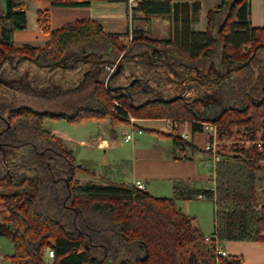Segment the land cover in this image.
Instances as JSON below:
<instances>
[{
  "label": "trees",
  "instance_id": "16d2710c",
  "mask_svg": "<svg viewBox=\"0 0 264 264\" xmlns=\"http://www.w3.org/2000/svg\"><path fill=\"white\" fill-rule=\"evenodd\" d=\"M33 1L4 0L0 11V63L7 60L9 64V58H13L15 64L23 56L41 64L59 62L63 57L77 61L85 55L117 61L129 54L142 59L151 53L149 62L159 58L174 68V79L181 81L189 67L219 77L227 69L245 64L256 47L264 45V28H254L250 21V0H221L208 13L205 31L193 27L201 10L197 2L141 0L133 12L167 17L168 39L146 37L135 30L132 41L124 45L120 44L122 35H106L100 25L89 22L53 31L50 11L42 10L37 14V24L49 36L46 46L18 48L13 34L26 29V13ZM44 1L57 7H85L92 1L126 2ZM75 46H81V52L69 53ZM124 59L121 72L108 86L111 66L95 76L91 71L75 90V83L70 81L50 94L45 93V81L39 73L14 76L21 81H12L13 76L7 72L10 68H3L8 85L0 83V215L7 223L0 226V236L13 243L15 252L9 259L12 264H45V254L52 249L53 264H242V256H218L216 248L226 242H264V75L253 76L257 57L221 81L216 89V110L222 109L213 113L196 98L189 102L181 98L145 102L143 94L149 91L142 92V85L156 84L158 90L159 84L167 99L171 93L166 94L164 87L172 81L164 73L158 77L149 62ZM28 64L31 61L21 62L19 69L25 72ZM130 67L136 80L129 89L110 92V88L125 87ZM95 68L88 65L87 69ZM114 80L117 83H112ZM34 97L58 99L63 111L37 112L25 106ZM130 117L186 121L191 123L192 134L202 133L203 123H212L218 126L220 138L233 136L234 126H245L251 131L249 140L256 145L239 147L234 155H221L222 160L215 164L213 188L175 180L172 196L157 198L134 185L78 183L77 175L86 169L77 163L66 142L45 127L47 119L71 123L107 120L114 129L129 124ZM112 133L115 135V131ZM168 137L174 146V160H189L201 151L183 140L177 128ZM197 199L214 203L210 241L194 219L178 207L181 202Z\"/></svg>",
  "mask_w": 264,
  "mask_h": 264
},
{
  "label": "crops",
  "instance_id": "0c3cea01",
  "mask_svg": "<svg viewBox=\"0 0 264 264\" xmlns=\"http://www.w3.org/2000/svg\"><path fill=\"white\" fill-rule=\"evenodd\" d=\"M173 1L199 3L201 6L199 14L206 20L208 13L215 10L221 3V0ZM3 8L4 0H0V11H2ZM42 10L50 11L51 26L53 31L60 30L69 24L89 22L100 25L102 27L103 33L106 35H122L123 38H126L127 36L125 35H127V33L130 34V32L133 30L132 28L134 27V21L130 18V11L127 1L114 3L92 1L88 6L85 7H57L51 6L47 1L36 0L30 2L28 5V10L26 13V29L23 31H16L13 34V42L16 47L21 48L27 46L41 49L46 46L47 42L49 41V36L46 35L37 24V14ZM250 10V21L252 26L254 28H264V0H250ZM136 120L137 122L135 124V129H141L143 133H134V139L130 142H125L124 139L126 135H123V141L115 140L118 137L117 135L113 140L110 141L106 138H102L103 135H101L100 132H95L94 136H91L90 140L91 144H93L91 146H94L97 151L103 152L105 157H108L109 154H111L112 157H114V154H122L121 156H115V159L119 161L115 164L122 174V180L114 182L111 180L113 179V176H107V172L112 174L114 173L109 166L111 163L108 160L105 159L101 165V168L103 166V171H99L97 173L94 169V165L92 164L95 162L91 161V159H84L82 156H78L79 158H82L81 163L78 164L80 167H82V169L86 170L84 174H78V178L79 176L83 177L84 183L93 182L98 184L102 182H114L118 184L134 185L135 182L140 181L144 183L146 191L153 197L157 198L158 193H168L169 191H173V182L175 180H190L196 182L197 184L208 180L212 183L211 187L209 188L214 187V174L213 176H206L203 173L204 169L200 162L204 160V158L201 157L203 153H197L189 160L182 161L173 159L174 146L168 135L173 131L175 124H177L176 122L164 119ZM96 121L106 122V125L102 127L108 129L109 121ZM96 121L84 120L82 123L90 122L94 124ZM145 123H148L149 125L144 126L143 124ZM127 126L129 127L130 125L127 124ZM190 132L186 131L185 134H187L189 138L190 136L194 137L195 134H192V131ZM180 134H182V132H180ZM60 138L66 142V145L73 151L75 157L73 142L69 143L71 138L63 135ZM189 138L185 141L189 142ZM205 143L207 145L209 143V139ZM193 144L195 145V143ZM78 145L83 146L84 148H89L85 141H81ZM198 148L202 151L205 150L201 147ZM204 152L206 153V150ZM79 155H82L81 151H79ZM209 157L213 161L211 154ZM75 159L77 161L76 157ZM205 166V169L209 168L208 165ZM214 170L215 163L213 166V172ZM165 185L168 187H164ZM181 203H184V206L182 207L178 204L179 209L188 216L192 217L194 219L195 225L200 228V226L197 224L196 218H194L188 210L189 203ZM200 229L203 232L202 228ZM222 247L228 255L242 256L245 264H264V242H226L222 245ZM243 253H248V256ZM10 256L11 255H7L5 257L0 256V264H12L11 260L9 259ZM7 260H9V263H7Z\"/></svg>",
  "mask_w": 264,
  "mask_h": 264
},
{
  "label": "rangeland",
  "instance_id": "374dc122",
  "mask_svg": "<svg viewBox=\"0 0 264 264\" xmlns=\"http://www.w3.org/2000/svg\"><path fill=\"white\" fill-rule=\"evenodd\" d=\"M227 14V12H226ZM225 16V12L223 13V16ZM131 20L134 21V27L132 28V32L135 33V30H141L142 34L146 37L154 38V39H168L169 38V31H170V24L165 16H145L142 13H135L132 11L130 14ZM196 21L194 23V30L196 31H205L207 27V20L201 16L200 14L195 18ZM137 25V26H136ZM142 28V29H140ZM141 33V32H140ZM69 53L74 52H81V46H75L73 47V50H68ZM245 52V51H244ZM258 62L254 64V74L255 77L257 73H261L264 75V67L260 68L258 65L259 62L264 65V49L259 50L256 55ZM30 65V64H28ZM90 65V64H88ZM88 65L86 68H88ZM143 66H140L139 69H141ZM33 70H35L33 68ZM236 73L238 71H233L231 73ZM230 73V74H231ZM229 74V75H230ZM244 73H240V76H244ZM112 83H117V80H114ZM90 95L89 93H87ZM60 99V98H59ZM64 100H69L68 97L64 98ZM63 99L61 103H63ZM77 103H75L76 105ZM25 106L31 108L32 110H35L37 112H46V111H63L61 109L60 100L52 98V99H43V98H37L34 97L32 99H29ZM70 112V111H68ZM135 119V118H134ZM96 121V120H95ZM99 122V123H98ZM96 121L93 123L87 122V123H71L66 120L61 119H47L45 121V127L48 130H51L54 134H58V136H67L71 138V141L69 143L73 142V147L75 151V157L77 158V163H81L82 158H79L78 156H82L84 159L87 160L91 159V161H94L95 163H92L94 165L95 171L98 173L99 171H103V166L101 168L102 163L104 160H108L111 164L109 165L111 169L113 170V174L110 172H107V176H113L114 182H118L122 180V174L119 170V168L116 166L115 163L119 162L117 159H115V156H121L122 154H114V157L111 156V154L108 155V157H105L103 152L97 151L94 146H91L90 140L91 136H94V133L100 132L101 135H103L102 138H106L108 140H113L116 135L118 136L115 140H121L123 141V135L132 134V129L125 124H119L114 129H112V126L109 123L108 129H106L105 126L106 122L103 121ZM137 122V120H136ZM144 126H148V123L143 124ZM177 125L180 129V132L185 133L186 131H191V123L182 121L177 122ZM110 127V128H109ZM218 127V126H217ZM112 130L115 131V136H113ZM125 131V132H124ZM233 136L228 137L224 136L220 138L219 134L217 136L218 143H217V150L222 155H234V150H237L239 147L245 146L246 148H249L251 146L256 145L255 141H250L249 137L247 135L250 134L251 131L247 130L245 126H234L232 129ZM105 133V134H104ZM191 133V132H190ZM260 133V132H259ZM190 136V135H189ZM210 136V138H209ZM260 136V134L258 135ZM212 137V134H209L205 131L199 134H195V136L189 138V142L195 143L196 146L201 147L202 149H205L206 141H210ZM81 141H85L89 148H84L83 146L78 145ZM194 141V142H193ZM79 151H81L82 155H79ZM205 151V150H204ZM204 151H200L199 153H203L201 157L204 158L201 162V165L203 167V173L206 176H213V166L214 162L210 159L209 153H205ZM83 163V162H82ZM85 164V163H83ZM208 165L209 168L205 169ZM110 171V170H109ZM79 174H84L83 172H80ZM109 178V177H108ZM78 183H84L83 177L77 176ZM98 181V180H97ZM93 183V182H92ZM211 181H203L202 183L198 184V187L202 188H209L211 187ZM200 185V186H199ZM165 185L164 187H166ZM168 187V186H167ZM3 192H7V190H2ZM173 191H169L168 193H158V197H171ZM189 203V211L191 215L196 218L198 226L202 228L203 233L206 237H210L214 232V204L212 201L209 200H193ZM180 206H184V203H179ZM183 209V208H182ZM7 223L5 216L0 215V226L5 225ZM233 243V242H231ZM237 243V242H234ZM15 252L13 243L5 236H0V256H7V255H13ZM246 256H248V253H243ZM54 258H48V256L45 254L44 261L45 264H53ZM7 263H9V260H7ZM242 264H245V261L243 260Z\"/></svg>",
  "mask_w": 264,
  "mask_h": 264
},
{
  "label": "flooded vegetation",
  "instance_id": "af4514ba",
  "mask_svg": "<svg viewBox=\"0 0 264 264\" xmlns=\"http://www.w3.org/2000/svg\"><path fill=\"white\" fill-rule=\"evenodd\" d=\"M150 58L151 53L149 56L146 55V58L142 59H138L136 55L129 54L125 57L124 60L125 62H139L143 60L144 63H147L149 62L148 59ZM75 61L76 60L71 61L68 60L66 57H63L59 61L61 63V66H56L57 62L41 64L39 62L34 63L33 61H31V64L26 66L27 70L23 72L19 69L20 64L16 65V62L15 64L14 62L13 64H6L7 60H5L2 67L0 68V83L2 85H8L7 80L3 79L4 72L7 68H10V70L7 69V72H10L9 74L13 76V78L11 79L12 81H21V77L14 79V76H21L22 74V76L32 77L39 73L40 77H43L45 81V93L47 94L49 92L48 94H50L51 91L58 90L60 86H63L66 82L70 81L75 83L73 87V89L75 90L81 84V81L83 80L84 76L89 74L91 71H94L93 75L95 76L98 72H104L106 68L105 65H95L96 68L94 70H86L84 69V66H80L82 62L77 63L78 60L76 62ZM38 64H41V66H39ZM149 65L153 67V70L158 74V77H161L162 73H164L170 79V81H172V84L166 82L167 84L164 87L165 89H167L166 94L171 93V97L166 99L167 95L164 96V94L160 92L159 84L157 90L156 84H153L152 86L146 83L145 85L141 86L142 92L149 91L148 94H143V100L145 102L154 100L171 101L178 98L185 100V102H189L191 101V99L196 98L203 101V106L205 107V109L208 110V112L213 113L214 111H221L222 106L218 107V110H216V104H218V99H216V89L223 79L220 80L218 76L212 77L206 70H201L197 67H189V73L186 75V77L181 81H178L176 80V78L174 79L176 75L175 72H173L174 68L167 63L161 62L159 58H157L155 62H149ZM3 68H5V70H3ZM33 68L35 70H33ZM128 70L129 72H127V78L125 80L126 84H123L125 85L126 90L129 89L128 87L132 84L133 81L136 80V78L133 77L132 68L130 67ZM220 75L222 74H219V76ZM193 83L202 85V87H195L194 85H191ZM147 87L149 89H147ZM59 92L61 91L59 90ZM131 100L133 101L132 98Z\"/></svg>",
  "mask_w": 264,
  "mask_h": 264
},
{
  "label": "built area",
  "instance_id": "2783aa9c",
  "mask_svg": "<svg viewBox=\"0 0 264 264\" xmlns=\"http://www.w3.org/2000/svg\"><path fill=\"white\" fill-rule=\"evenodd\" d=\"M128 7H129V11L130 14L133 11V8L137 7V5L140 3L141 0H126ZM132 32H130V34L126 37V38H122L120 40V44H124L127 45L132 41ZM115 66L108 68V70L110 71V73L112 74L115 71ZM135 124H136V119H134L133 117H130V125L132 128V134H127L125 136V142H130L134 139V133L137 134H142L143 131L141 129L136 130L135 129ZM203 131L212 134V137L209 141V143L207 144V146L205 147L206 152L210 153L212 155V159L213 162L215 164H217L218 162H220L222 160L221 154L220 152L217 150V143H218V128L216 125L212 124V123H203ZM174 128H179L177 124H175ZM183 140H187L189 137L187 134L182 133L180 134ZM258 147L261 148V143H257ZM134 186L137 187L139 190H146V187L144 185V183L137 181L134 183ZM206 241H210V237L206 238ZM216 253L218 256H222V257H227L228 254L226 253V251H224L223 247L221 245L217 246L216 248ZM47 256L49 258H54L55 253L52 249H48L47 250Z\"/></svg>",
  "mask_w": 264,
  "mask_h": 264
},
{
  "label": "water",
  "instance_id": "95a60500",
  "mask_svg": "<svg viewBox=\"0 0 264 264\" xmlns=\"http://www.w3.org/2000/svg\"><path fill=\"white\" fill-rule=\"evenodd\" d=\"M264 49V45H259L258 47H256L255 49V52L253 53V55L248 59V61L241 65V66H238L236 68H233L231 70H227L225 72V74L223 75H220L219 78L220 80L224 79L227 75H229L231 72L233 71H239L241 70L243 67L249 65L253 59L256 57L257 53L259 50H263ZM124 59V56L120 57L119 60L115 61V60H106V59H92L89 57V55H85L83 58H81L80 60L77 61L78 62H82L83 64H94V65H105V66H111V67H116V70L108 77L107 79V86L110 82L111 79H113L114 77H116L120 72H121V62L123 61ZM33 61L34 63H38L37 59H32L28 56H23L21 58H19L17 61H16V65H19L21 64V62L23 61ZM5 62V60H3L1 63H0V68L2 67L3 63ZM14 62V59L13 58H9V63L10 64H13ZM39 66H41V64H38ZM56 66H61V63L60 62H57L56 63ZM197 72V70H196ZM183 83V82H182ZM126 89V87H116V88H110L109 91L110 92H113V93H116L118 91H121L123 89Z\"/></svg>",
  "mask_w": 264,
  "mask_h": 264
}]
</instances>
